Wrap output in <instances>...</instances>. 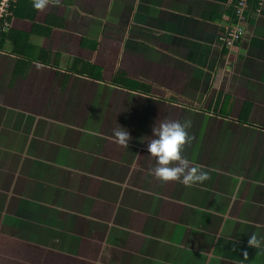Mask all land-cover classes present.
Wrapping results in <instances>:
<instances>
[{
  "label": "crops",
  "instance_id": "obj_1",
  "mask_svg": "<svg viewBox=\"0 0 264 264\" xmlns=\"http://www.w3.org/2000/svg\"><path fill=\"white\" fill-rule=\"evenodd\" d=\"M110 1L46 0L36 9L31 0H16L12 6L9 31L0 35V264H125L120 255L125 249L135 253L125 245L139 221L143 241L149 239L158 253L169 250L174 258L166 261L173 264H185L178 254L186 247L203 257L188 264H223L222 255L232 260L228 264L250 263L242 245L264 257V5L242 40L223 54L216 38L225 0ZM103 6L112 15H103ZM58 21L61 26L54 25ZM33 24L44 28L36 32ZM92 31L96 43L87 41ZM70 58L104 66V78L68 71ZM117 70L149 86L126 95L159 107L177 93L186 105L169 102L179 111L198 109V103L208 107L218 93L228 96L225 130L213 152L218 165L199 168L205 180L185 186L153 178L132 152L136 131L128 133L129 150L110 134L96 141L90 155L82 151L85 137H77L86 132L90 140V128L99 124L85 118L86 103L104 86L124 91L110 82ZM244 100L252 107L240 122L232 104ZM35 116L41 129H30ZM234 125L237 134L229 137ZM101 147L105 152L97 153ZM118 154L123 160L108 167L107 157ZM86 172L90 178L78 184L77 174ZM255 181L259 202L247 204L243 193ZM137 198L145 202L138 207L142 214L131 203ZM85 206L93 208L91 217L98 215L95 221L83 215ZM163 210L175 220L167 221Z\"/></svg>",
  "mask_w": 264,
  "mask_h": 264
},
{
  "label": "rangeland",
  "instance_id": "obj_2",
  "mask_svg": "<svg viewBox=\"0 0 264 264\" xmlns=\"http://www.w3.org/2000/svg\"><path fill=\"white\" fill-rule=\"evenodd\" d=\"M105 1L109 3L111 2L110 0H105ZM104 4L106 3L104 2ZM98 13L100 17L102 14V11L98 10ZM112 13L113 12L111 8H108V6H103V15H106L109 17L110 15H112ZM91 34L94 35L93 38H95V40L92 38V39H87V41L90 40V42L96 43L97 35L94 34V31H92ZM216 40H217V43L219 44L218 38H216ZM105 43H106V38H103L102 44H105ZM87 46L88 44H83L81 48L86 49L88 48ZM221 65H223V62H221ZM101 68L104 70V66H101ZM101 68H100L99 73L102 79L104 78L103 77L104 74ZM103 88L104 89H102L101 92H96V94H94L95 96H91L88 99V102L86 103V107L84 108L85 118L87 117L86 119L90 123L98 119L99 124H96L90 128V133H88L89 136H91L90 140L87 139L86 132H85V135H83L84 133H82L81 135H79V137H77L78 139H76V141H81V139L83 138L82 136L85 137V139L82 140V146L84 147V149L82 150L78 148V150H82L83 152H86L88 155H90L92 152V147L95 145V143L98 142V139L101 140L102 142H105L104 139H106L110 134L112 135L114 128L120 127L130 134L136 131L134 135L136 137V141H137L136 145L138 147H136L137 151L133 149L134 151L132 152L136 154L137 157H139L138 158L139 166L149 169L155 163L154 158L146 151V144L152 135V132H151L152 126L155 123H158L160 120H177V121H180L181 123H183L184 121H190V126L186 129V131L188 135L191 136V140L184 144L183 149H182V155H184L185 157H191L192 159H188L190 164L198 168H203L204 165H210L211 167L214 168L215 164H217L216 157H213L214 146L216 147V144H218V139L221 138L220 133L223 132V129L225 130L226 121L223 120L224 118L222 116H219L218 114L213 112L211 109L210 110L207 109L206 105H203L202 103H198L196 104L197 106H199L198 109H187L186 108V109H182L181 111H179L181 107H178L176 106V104L174 105V103H171L169 101L164 102L165 105L164 106L160 105L159 107L158 103H155V101L153 100H150V102L148 103L146 101L143 102L140 99H134L126 95L127 93H129L127 92L128 89L126 88H124V91L120 90L119 93H115L113 89L105 88V86ZM130 92L141 93L138 90H131ZM156 93L162 95L164 94V91L162 89H157ZM188 95L193 96L194 93L190 92V94ZM173 96L176 99H181V96H179L178 93ZM243 96H246V94H243L242 98ZM240 106H241V102L239 101L233 102L232 107H233V112L235 114H238ZM209 108H211V105ZM254 120L255 121L257 120L256 115L252 117L251 122ZM35 121L36 123L33 121V124L31 125L30 129H33L34 127H36V129H41L42 128L40 125L41 118H37L35 116ZM235 128L236 127L234 125L231 131V134H229V137L232 136V134H237V130H235ZM100 137L102 139H100ZM72 138L73 137H71V139ZM196 139L197 140L199 139L198 140L199 144L195 145V147H192V146L190 147V144L195 143V141H197ZM74 142L75 140L73 141V143ZM252 142L253 140L252 141L249 140L248 143L244 145L243 148H244L245 154H250V151H251L250 148H251ZM228 143L226 146H228ZM84 144H86L88 147L86 148ZM223 146H224V143H223ZM123 147H126V149L128 148L125 145H123ZM240 147H241V144H239V149ZM96 152L104 153L105 151L101 147ZM127 152L128 154L131 153L130 151H127ZM242 154H243V150H242ZM120 155H121V158H120ZM120 155L118 154V156H112L111 158L106 156L107 158H109L110 161L106 158L107 163L105 164L108 165V167H113L116 161L118 160V158L121 161L123 160L122 154ZM121 167L123 166H118L114 168L119 170ZM136 168L137 167H134V169L132 170H130L129 168V176L132 174V172ZM231 169H234V168H231ZM110 171L112 172L111 168H110ZM260 173H259V176H261L260 180H263V183H264V174L261 175ZM90 175L91 174H89V172H86V174L85 173H82V174L80 173L79 175L77 174V179H79L78 184L82 185L81 179H84L85 181H87L90 178ZM256 182L257 181L253 183H256ZM77 189H79V185L77 186ZM239 190L240 191L242 190L240 186H239ZM239 190L236 189L234 191H236V194H237ZM259 191L261 190H260L258 182L255 185H252V186L250 185V187L246 185V190H245V193H243V198L247 202H250L247 204L252 205V204H257L259 202V198H258ZM85 197L87 198V196ZM91 199H94V198H91ZM131 203L132 204L134 203L133 206L134 208H136V211H138V214H142V211H140L138 207L141 206V208H144L143 204L145 202L144 201L142 202L141 198L140 199L137 198V199H134ZM84 211H85V214L83 215L86 217L87 220L95 221L98 218V215H96V217L94 216L91 217L92 215L89 214V211H93V208H90L89 206H85ZM164 213H165V210H163L162 216H166V217L169 216V219L167 221L175 220L173 216L170 214V211L166 212L165 214ZM177 217H179V215L176 216V219ZM124 226L125 225H121V227H124ZM126 226L129 227L128 225ZM143 226H144L143 222H140V221L134 224L133 230L135 232L132 235L130 234V237L128 238L129 241L126 239L125 246L126 248L134 249L135 253L127 254V249H125V251L122 252L120 255L121 259L125 261V264H149V262L151 261H157L159 263L161 262V260L163 261V264H173L174 263L173 261H166V259L168 258L169 260L170 259L172 260L174 258L173 256L171 257V252H169V250L164 249L162 252L158 253V251L154 248V244L149 242V239H147L148 242L143 241L144 234L146 232L145 230L144 231L142 230ZM87 227L90 228V225H87ZM183 245L186 247L185 244ZM160 251H161V248H160ZM190 251L191 249L186 247V250L184 252H180L178 256L184 255L183 261L185 264H188L189 262L191 263L200 262L201 263L202 262L201 259L203 257L198 254L193 255L189 253ZM253 251L254 250L249 248L247 245H244V246L242 245V252H244L243 256L251 260L250 263L246 262V264H264V257L258 255L259 253L255 254ZM219 258L223 264H228L227 262L232 261V260H229V258H227L225 255H222V257H219ZM212 262L215 263V260H213Z\"/></svg>",
  "mask_w": 264,
  "mask_h": 264
},
{
  "label": "clouds",
  "instance_id": "obj_3",
  "mask_svg": "<svg viewBox=\"0 0 264 264\" xmlns=\"http://www.w3.org/2000/svg\"><path fill=\"white\" fill-rule=\"evenodd\" d=\"M16 1V0H15ZM46 0H33V7L43 9ZM190 121L181 123L177 120H160L152 126V135L146 144V151L154 158V165L147 169L148 173L161 181L179 180L185 186L203 181L207 173L190 164L182 155L185 143L191 140L186 129ZM116 143L126 145L128 132L122 128H114L112 132ZM258 243L249 239L248 243Z\"/></svg>",
  "mask_w": 264,
  "mask_h": 264
},
{
  "label": "built area",
  "instance_id": "obj_4",
  "mask_svg": "<svg viewBox=\"0 0 264 264\" xmlns=\"http://www.w3.org/2000/svg\"><path fill=\"white\" fill-rule=\"evenodd\" d=\"M15 0H0V34L9 29ZM264 0H225L224 26L217 35L222 48L230 50L242 40L251 19L259 14Z\"/></svg>",
  "mask_w": 264,
  "mask_h": 264
},
{
  "label": "trees",
  "instance_id": "obj_5",
  "mask_svg": "<svg viewBox=\"0 0 264 264\" xmlns=\"http://www.w3.org/2000/svg\"><path fill=\"white\" fill-rule=\"evenodd\" d=\"M31 1L33 2V0H31ZM31 14L32 13H30V15ZM57 20H59V19H57ZM54 25L61 26L62 23L61 22L59 23V21H58V22H55ZM33 28H34V31L37 32L38 28H40L39 30H41L44 27L42 25L33 24ZM8 31H9V29L4 30L0 35L7 33ZM221 49L222 50L225 49V51H223V54H225L227 49L226 48H221ZM67 69L70 72H77L80 75H85L86 77H88L90 79L102 80L101 75L99 73V71H100L99 67H97L96 65L90 63L89 61L83 60L81 58H70L68 61ZM110 82L115 86L123 87V88L129 89V90H138L141 93H145L149 89L148 84H145L143 82L135 81V80L128 78L127 75L123 72V70H117L112 75ZM227 98H228V96H224V98H222V94L218 93L214 103H211L212 104L211 108H209L210 107V105H209L207 107V109H209V110L211 109L213 112H215L216 114H218L220 116L227 117L226 113H227L228 109L225 108V101L227 100ZM167 99L171 102L182 103V105H186V102H184V100L176 99L174 96H170ZM187 105L192 107V108H195L194 105H192V104H190V105L187 104ZM251 107H252V103L250 101L244 100L242 102L241 107H240L239 112H238V116H237L238 121H240V122H246L247 121L248 116H249L250 111H251Z\"/></svg>",
  "mask_w": 264,
  "mask_h": 264
}]
</instances>
